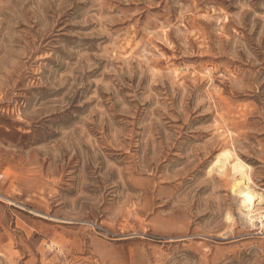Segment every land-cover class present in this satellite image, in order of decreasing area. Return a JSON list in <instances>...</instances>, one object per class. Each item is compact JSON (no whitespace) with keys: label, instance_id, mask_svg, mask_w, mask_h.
Here are the masks:
<instances>
[{"label":"rangeland","instance_id":"374dc122","mask_svg":"<svg viewBox=\"0 0 264 264\" xmlns=\"http://www.w3.org/2000/svg\"><path fill=\"white\" fill-rule=\"evenodd\" d=\"M263 212L264 0H0V264H264Z\"/></svg>","mask_w":264,"mask_h":264},{"label":"bare ground","instance_id":"6f19581e","mask_svg":"<svg viewBox=\"0 0 264 264\" xmlns=\"http://www.w3.org/2000/svg\"><path fill=\"white\" fill-rule=\"evenodd\" d=\"M234 157L233 153L230 151H224L220 157L215 161V167L219 169L225 168L227 162ZM230 162V161H229ZM232 169L234 183L232 189L234 192L240 193L245 202L254 200V190L250 187L249 183L251 182V177L249 173V167L239 158L236 157L233 159ZM220 171V170H219ZM249 212H254L252 207H248ZM253 214V213H252ZM258 215V214H256ZM256 217V216H255ZM260 222L264 224V212L259 216Z\"/></svg>","mask_w":264,"mask_h":264}]
</instances>
